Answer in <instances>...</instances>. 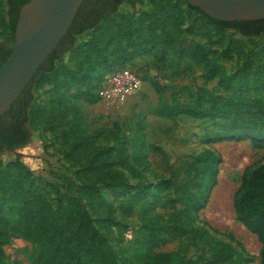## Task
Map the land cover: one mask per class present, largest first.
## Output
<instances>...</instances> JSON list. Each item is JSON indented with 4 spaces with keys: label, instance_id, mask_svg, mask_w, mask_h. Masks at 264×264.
<instances>
[{
    "label": "trees",
    "instance_id": "16d2710c",
    "mask_svg": "<svg viewBox=\"0 0 264 264\" xmlns=\"http://www.w3.org/2000/svg\"><path fill=\"white\" fill-rule=\"evenodd\" d=\"M28 2L0 0V28L6 27L5 38L0 41V66L14 44L19 11ZM124 3L131 7L147 3L150 10L141 16L155 26L159 23V33L143 31L144 25L132 29L140 20L120 12ZM188 13L196 15L193 24L203 28L220 33L232 30L247 39L264 38V19L217 22L189 6L186 0H82L66 34L9 111L0 117V152L26 147L29 127H42L59 143L65 160L78 168L75 182L67 180L63 193L55 190L53 207L44 195L27 185L28 178L23 177L18 158L0 168V263L3 247L12 239H20L32 247L28 264H119L82 200L94 215H101L98 222L108 230L115 224L112 204L124 197L120 214L135 223L125 264H249L244 249L232 237L225 242L197 224L199 212L206 207L217 184L219 159L213 151L204 149L191 158L182 175L160 178L128 192L120 170L137 178L150 167L145 152V126L130 129V134L120 128L90 131L77 104H97L102 75L111 69L120 72L129 58L146 48L168 52L178 47L181 54L192 55L205 71L217 74V66L211 64L203 46L193 40H180V28ZM85 33H89L88 40L78 43V37ZM66 54L67 62L57 67ZM222 82L232 88L240 87L234 82ZM259 85L248 81L241 87ZM45 86L48 98L36 105L34 93ZM208 104L209 112L221 119L212 122L207 138L252 139L254 148L264 149V98L247 101L232 96ZM194 107L183 104L177 113L204 117V112ZM153 113L170 119L173 108L161 104ZM113 143L117 144L116 150ZM25 198L31 200L35 214L19 203ZM162 208L169 212L160 213ZM234 209L237 218L261 244L260 264H264V164L249 170L234 198ZM173 240H184L193 248L201 245L207 248L209 257L199 255L192 259L157 251Z\"/></svg>",
    "mask_w": 264,
    "mask_h": 264
},
{
    "label": "rangeland",
    "instance_id": "374dc122",
    "mask_svg": "<svg viewBox=\"0 0 264 264\" xmlns=\"http://www.w3.org/2000/svg\"><path fill=\"white\" fill-rule=\"evenodd\" d=\"M149 10L147 3L134 7L124 3L120 7V12L132 14L135 20H140L132 29L144 25L146 29L143 31L159 33V23L155 26L141 16ZM188 14L180 28V40H193L203 46L211 64L217 66V74L205 71L192 55L181 54L178 47L168 52L146 48L129 58L120 72L111 69L102 75L101 99L97 104L88 105L82 101L77 104L90 131L120 128L130 134V129L145 126V152L150 167L142 170L137 178H130L126 171L120 170L124 173L128 192H134L148 182H157L160 178L182 175L191 158L204 149L213 151L219 159L217 184L210 192L206 207L199 212L197 224L225 242L232 237L244 249L249 264H260L261 244L237 218L234 198L249 170L264 164V149L254 148L252 139L213 140L207 135L212 122L221 119V116L209 112L210 101H225L232 96L247 101L264 98V38L247 39L232 30L220 33L213 28H203L193 24L196 15ZM5 35L6 27L3 25L0 28L1 42ZM88 38L89 33H85L78 37L77 42ZM68 58L69 54L63 56L57 67L65 64ZM116 76L119 77L117 83H112ZM222 80L234 82L240 87L232 88ZM248 81L259 82L260 85L241 87ZM47 90L45 86L34 93L36 105L47 100ZM161 104L173 108L170 119L153 113ZM183 104L202 110L204 117L177 113ZM29 132L30 140L26 147L0 152V168L18 158L23 177L28 178L27 185L44 195L54 207L55 190L63 193L67 180L75 182L74 173L78 168L65 160L59 143L42 127H29ZM112 146L117 149V144ZM19 203L23 209L33 214L37 212L31 200L25 198ZM123 203L124 197L113 202L115 224L107 230L98 222L101 215H94L82 200L87 214L92 217L101 235L108 239L119 264H125V259L130 256L135 229L134 220L123 219L120 214ZM159 212L166 215L169 210L162 208ZM157 251L192 259L199 255L209 257L207 248L201 245L199 248L190 247L184 240H173ZM31 255L29 243L12 239L3 247L0 264H28Z\"/></svg>",
    "mask_w": 264,
    "mask_h": 264
},
{
    "label": "water",
    "instance_id": "95a60500",
    "mask_svg": "<svg viewBox=\"0 0 264 264\" xmlns=\"http://www.w3.org/2000/svg\"><path fill=\"white\" fill-rule=\"evenodd\" d=\"M82 0H29L21 7L14 44L0 66V117L7 113L70 27ZM224 23L264 19V0H186Z\"/></svg>",
    "mask_w": 264,
    "mask_h": 264
},
{
    "label": "built area",
    "instance_id": "2783aa9c",
    "mask_svg": "<svg viewBox=\"0 0 264 264\" xmlns=\"http://www.w3.org/2000/svg\"><path fill=\"white\" fill-rule=\"evenodd\" d=\"M118 78H119L118 76L114 77V78L111 80V81H112V83H113V82L117 83V81H118Z\"/></svg>",
    "mask_w": 264,
    "mask_h": 264
}]
</instances>
